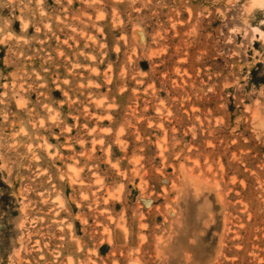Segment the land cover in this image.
<instances>
[{"label": "rangeland", "instance_id": "1", "mask_svg": "<svg viewBox=\"0 0 264 264\" xmlns=\"http://www.w3.org/2000/svg\"><path fill=\"white\" fill-rule=\"evenodd\" d=\"M256 1L0 0V264H264Z\"/></svg>", "mask_w": 264, "mask_h": 264}, {"label": "bare ground", "instance_id": "2", "mask_svg": "<svg viewBox=\"0 0 264 264\" xmlns=\"http://www.w3.org/2000/svg\"><path fill=\"white\" fill-rule=\"evenodd\" d=\"M256 2H258V4H262V5H263L264 0H258V1H256ZM256 2H255L254 4H256ZM262 5H261V6H262Z\"/></svg>", "mask_w": 264, "mask_h": 264}]
</instances>
